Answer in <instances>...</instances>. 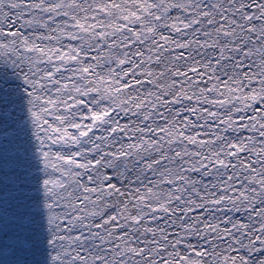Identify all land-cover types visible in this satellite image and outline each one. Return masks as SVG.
<instances>
[{"label":"snow or ice","instance_id":"1","mask_svg":"<svg viewBox=\"0 0 264 264\" xmlns=\"http://www.w3.org/2000/svg\"><path fill=\"white\" fill-rule=\"evenodd\" d=\"M0 264H264V0H0Z\"/></svg>","mask_w":264,"mask_h":264}]
</instances>
